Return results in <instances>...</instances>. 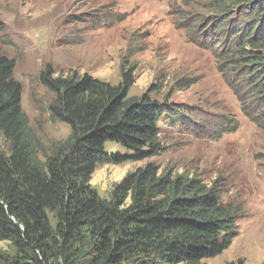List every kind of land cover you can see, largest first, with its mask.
Segmentation results:
<instances>
[{
    "label": "trees",
    "instance_id": "16d2710c",
    "mask_svg": "<svg viewBox=\"0 0 264 264\" xmlns=\"http://www.w3.org/2000/svg\"><path fill=\"white\" fill-rule=\"evenodd\" d=\"M213 8L186 18L200 17L193 29L217 36L221 72L243 113L264 127V0H221ZM15 68L0 47V241L15 247L0 250V264H208L203 260L231 246L244 214L240 204L224 201L219 180L161 173L150 162L127 173L110 198L91 184L99 164L165 150L159 122L181 116L153 98L155 85L129 96L133 67L124 65L122 81L112 84L89 73L55 76L48 65L40 79L55 93L51 117L71 132L47 147L31 129ZM232 126L236 131L238 122ZM108 141L134 153H111Z\"/></svg>",
    "mask_w": 264,
    "mask_h": 264
},
{
    "label": "rangeland",
    "instance_id": "374dc122",
    "mask_svg": "<svg viewBox=\"0 0 264 264\" xmlns=\"http://www.w3.org/2000/svg\"><path fill=\"white\" fill-rule=\"evenodd\" d=\"M215 1L221 0H0V47L16 60L23 108L47 147L71 132L68 123L51 117L55 93L40 79L48 65L55 76L89 73L112 84L122 81L124 65L133 67L129 96L155 85L153 98L173 105L181 116L164 115L159 122L165 150L143 160L99 164L92 186L110 198L127 173L150 162L161 173L198 176L209 185L219 180L224 201L240 204L244 216L231 246L203 261L264 264V127L243 113L236 90L221 72L217 36L198 34L191 26L214 13ZM190 13L200 17L191 22ZM106 149L134 153L115 141L106 142ZM14 249L0 241L1 251Z\"/></svg>",
    "mask_w": 264,
    "mask_h": 264
}]
</instances>
